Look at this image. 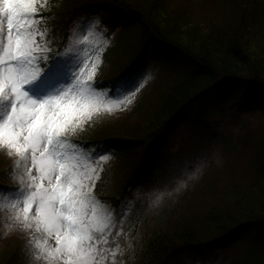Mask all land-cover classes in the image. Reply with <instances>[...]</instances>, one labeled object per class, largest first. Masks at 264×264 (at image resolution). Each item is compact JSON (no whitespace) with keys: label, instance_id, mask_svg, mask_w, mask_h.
Returning <instances> with one entry per match:
<instances>
[{"label":"trees","instance_id":"obj_1","mask_svg":"<svg viewBox=\"0 0 264 264\" xmlns=\"http://www.w3.org/2000/svg\"><path fill=\"white\" fill-rule=\"evenodd\" d=\"M94 11L117 37L93 81L108 88L152 54L158 66L128 108L93 111L65 135L70 155L90 171L93 202H104L136 244L124 264H264V0H46L38 7L43 57L60 59L75 23ZM230 82L241 87L221 96ZM244 85L250 104L240 103ZM101 141L115 154L94 160L88 146ZM213 147L225 164L154 204ZM2 159L0 199L18 189ZM158 175L164 183L145 190ZM2 238L0 264L28 261L20 237Z\"/></svg>","mask_w":264,"mask_h":264},{"label":"snow or ice","instance_id":"obj_2","mask_svg":"<svg viewBox=\"0 0 264 264\" xmlns=\"http://www.w3.org/2000/svg\"><path fill=\"white\" fill-rule=\"evenodd\" d=\"M35 5L36 0H0V147L27 162L33 181L27 207L17 219L25 228L54 237V247L41 245L48 264H99L97 257L103 256L100 246L109 242L110 225L98 213L88 191L90 173L81 170L76 158L65 150V135L74 120L90 119L101 108L110 111L131 103L150 60L130 68L108 88L93 81L92 72L87 81L82 80L84 69L74 75V84L50 87L57 78L66 83L69 69L60 59L49 62L37 55L40 45L34 25L41 14ZM239 87L226 83L220 95ZM244 87L240 103L250 104L254 94L250 86ZM88 147L94 160L115 154V145L106 141ZM165 179L158 175L143 187L148 190Z\"/></svg>","mask_w":264,"mask_h":264},{"label":"rangeland","instance_id":"obj_3","mask_svg":"<svg viewBox=\"0 0 264 264\" xmlns=\"http://www.w3.org/2000/svg\"><path fill=\"white\" fill-rule=\"evenodd\" d=\"M46 0H36V9L42 6ZM102 12L94 11L93 14L87 17L81 18L73 27V36L70 39V43L67 50L61 53L60 60H62L69 69V76L66 83L62 79H54L50 87H57L59 83L64 86H70L75 83L73 79L74 75L80 74V70L84 69V73L81 75V79L87 81L88 73H94V69L99 62L100 54L103 53L108 47L111 46L113 40L117 37V32H112L109 28L103 26ZM34 30L37 31V42L40 45V49L37 52L38 56H43L42 48L47 38V27L42 23V20L37 17V24L34 25ZM154 59V54L151 55L150 63L148 64V70L144 74L143 79L140 81L138 90L135 91V95L131 97V102L134 100L138 92H140L144 86L155 78L158 73V66L151 60ZM146 60V61H148ZM94 66V68H93ZM53 67V66H51ZM50 67V68H51ZM133 68V67H132ZM39 91V89H37ZM71 102V101H70ZM130 103L125 104L122 107H112L115 110H124L128 108ZM110 145V144H109ZM72 144L65 143V150L70 155ZM8 156L10 162H5L3 172H8V177H11L13 183L18 189L12 192H5L0 199V232L3 235V242L20 237L19 243L24 242L28 261L22 260V264H48V261L43 259L42 242L48 246H55L54 237H49L46 232L37 231L35 228H25L23 223L17 217H20L25 211L27 205V197L33 191V181L29 177L28 172L30 168L26 167L27 162H22L18 156H12L0 147V162L4 156ZM71 156V155H70ZM2 157V158H1ZM221 149L219 147H213L210 151L203 153L196 167L187 176L186 180L182 182L177 188L169 192H160L154 196V204L162 202L170 197H175L177 194L182 193L186 188H189L193 182L200 181L205 175L213 173L217 167L225 164ZM81 170H87L81 168ZM90 172L89 170H87ZM34 175L38 176V171L34 172ZM203 183V182H201ZM192 187V186H191ZM95 205L98 213L105 217L109 223L107 230L108 244H101L102 257H97L99 264H124L126 259H129L131 251L135 248L132 238L123 237L119 227L114 223V216L112 215L110 208L100 200H95ZM32 214L29 213V221L32 220ZM25 232V233H24ZM19 233H23L19 236ZM9 235V237H8ZM8 237V238H7ZM137 244H140V238L137 237ZM22 246V247H23Z\"/></svg>","mask_w":264,"mask_h":264}]
</instances>
